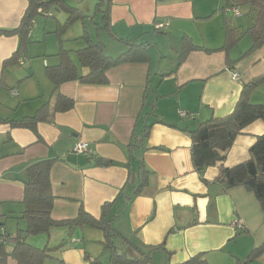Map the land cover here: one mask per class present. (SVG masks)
I'll return each mask as SVG.
<instances>
[{
  "label": "crops",
  "instance_id": "1",
  "mask_svg": "<svg viewBox=\"0 0 264 264\" xmlns=\"http://www.w3.org/2000/svg\"><path fill=\"white\" fill-rule=\"evenodd\" d=\"M28 7L29 0H0V29L18 28ZM241 12L244 17L226 10V0H111L112 34L107 33L113 44L111 55L128 50L124 41H135L148 47L150 62L109 70L107 86L74 81L57 92L46 68L60 63L58 53L52 55L53 64L45 53L42 63L27 64V57H22L4 65L19 50L21 40L17 35L0 36V223H4L0 232L12 239L25 232L27 223L16 217L24 210L26 170L32 162L52 160L53 220H74L81 207L99 220L103 206L111 204L109 218L117 233L143 253L160 248L149 264H187L196 256L207 264L247 261L264 244V213L245 188L224 192L215 183L218 167L208 168L206 183L202 180L191 157L192 139L185 132L213 116L231 114L243 86L264 75V47L243 56L252 45L248 37L228 54L221 50L227 26L241 34L253 23L254 11L241 8ZM158 21H167L169 27L157 31ZM45 33L33 25L28 50L41 43ZM184 37L202 50L191 51L177 67ZM74 64L80 74L89 73L79 65L78 56ZM58 95L72 99L74 108L55 113L52 122H39L36 131L12 126L11 122L36 116L46 104L52 114ZM250 101L264 105V84ZM147 126H152L150 137L129 156L133 133L141 137ZM262 135L263 121L248 126L229 150L225 167L247 162ZM80 141L89 143L90 156L73 152ZM98 159L114 165H98ZM141 160L152 175L149 185L134 196L141 181ZM235 221L243 222L244 233L237 232ZM122 237L114 240L117 250L129 259L140 258ZM26 242L53 249L45 264H94L95 260L111 264L104 233L98 229L55 228ZM13 247V242L7 244L9 252ZM9 264L16 263L9 260ZM246 264H264V252Z\"/></svg>",
  "mask_w": 264,
  "mask_h": 264
},
{
  "label": "trees",
  "instance_id": "2",
  "mask_svg": "<svg viewBox=\"0 0 264 264\" xmlns=\"http://www.w3.org/2000/svg\"><path fill=\"white\" fill-rule=\"evenodd\" d=\"M110 5L111 0H108L107 8H105L104 1L100 0L96 8V15L102 14L103 27H101V30L112 34L109 22ZM54 7L68 15L66 23L59 25L56 31L61 42L63 35L74 23L85 21L87 18L83 12L71 6L68 0H29V7L20 26L13 30L0 29V36L17 35L21 40L19 50L4 65L19 62L29 44V37L36 16L45 15L53 17L48 12ZM234 8H239L240 10L241 8H249L255 12V17L253 23L245 33L238 34L236 30L227 26L226 44L221 50L226 51L228 54L231 48L236 47L243 38L248 37L252 45L248 52L243 55L247 56L264 47V0H226V10ZM80 39L85 41L86 47L78 50L76 54L79 65L82 68L88 69L89 73L87 75L79 73L68 51L58 53L60 63L57 66L46 68V74L54 86V92H57L61 85L74 81H78L83 85L107 86L109 85L107 78L109 70L127 63L150 62L148 47L139 45L135 41H124L128 50L117 58H112L104 53L102 43H95L86 31ZM182 42L183 46L178 58L177 67L186 60L191 51L202 50V47L194 45L187 37H184ZM227 63L231 65L232 62L227 58ZM263 84L264 75L245 84L231 114L222 118H215L213 116L206 121L200 122L195 130L190 131L186 129L185 132L192 139L191 157L202 180L206 183L204 174L208 168L218 167L219 175L215 183L220 185L224 192L237 187L245 188L247 191L253 193L264 213V135L258 137L256 143L251 147L250 159L247 162L233 168L225 167L228 152L233 147L237 137L254 122H264V105L252 104L250 101L251 94ZM147 94H145L144 105H146ZM74 105L75 102L72 99L58 95L52 114H49V108L46 104L39 110L36 116L27 118L22 122H11V124L14 127L36 131V126L39 122H52L55 113L68 112L74 108ZM151 130L152 126H147L141 137L137 136L136 132L133 133L132 141L127 148L129 156H133L136 151L143 148L144 143L150 137ZM96 162L98 165L105 167L114 165L112 161L105 159H98ZM53 164L54 161L52 160H39L32 162L28 166L25 179L23 180L24 200L22 205L24 210L21 216L16 217L27 223V229L25 232H19L13 239L5 231L0 232V264H9V260L15 261L16 264H45L49 258H52L51 252H53V249L37 248L26 242V238L49 235L53 229L63 227L71 229L90 227L101 230L105 236V250L110 251L111 254V264H149L154 252L160 250V248H150L149 253H143L130 240L125 239L117 233L112 226L113 219L109 218L108 212L111 204L103 206V214L99 220L88 214L83 207L80 208L78 216L74 220H53L51 215L55 198L52 193L50 177ZM151 175L152 173L147 170L143 160H141V181L139 187L134 191V196L141 194L149 185ZM3 226L4 223H0V228H3ZM118 236L122 237L127 244L136 249L141 257L129 259L125 253L119 252L114 244V240ZM11 242L14 243V247L9 252L7 244ZM263 252L264 244L253 251L247 261L242 264L256 259ZM86 258L90 259L87 255ZM93 263L99 264L96 260ZM187 264H207V262L202 256H196Z\"/></svg>",
  "mask_w": 264,
  "mask_h": 264
},
{
  "label": "rangeland",
  "instance_id": "3",
  "mask_svg": "<svg viewBox=\"0 0 264 264\" xmlns=\"http://www.w3.org/2000/svg\"><path fill=\"white\" fill-rule=\"evenodd\" d=\"M100 0H82L79 2L78 0H68L69 4L73 6L74 8L79 9L81 12H83L84 15H86L85 21H79L74 23L68 30L66 34V40L60 41L58 35L55 33L58 30L59 25H64L66 21L68 20V15H66L63 11L52 8L48 13L52 14L53 17H47L45 15L41 16L38 15L35 18V21L33 23L34 27L36 25H39V28L41 32L45 30V34L43 36V39L41 40V43L31 45V49L28 50L29 44L26 48V52L23 55V57H27V64L32 61H40L42 63L43 56H45V53L47 54V60L51 61V64H53V59L55 57H52L53 54H57L63 51H68L69 56L71 60L74 63H77V56L76 53H73V50H78L81 48L86 47V43L84 40H77L74 41V38L81 37L84 32L86 31L87 34H89L90 38L95 43H102L104 46V53L108 56V54H113V44H111V39L109 34H107L106 31L101 30V27H103L102 23V14L96 15V8ZM104 4L107 5L108 0H103ZM242 13V12H241ZM243 15V14H242ZM235 16V15H234ZM244 17V15H243ZM246 17V16H245ZM49 32H54L55 34H48ZM45 38V39H44ZM72 39L71 41L67 39ZM64 39V37H63ZM78 43H81L80 45ZM112 58H117L120 55H111ZM178 63V60L177 62ZM156 66V62L154 63ZM87 244V242H86Z\"/></svg>",
  "mask_w": 264,
  "mask_h": 264
},
{
  "label": "built area",
  "instance_id": "4",
  "mask_svg": "<svg viewBox=\"0 0 264 264\" xmlns=\"http://www.w3.org/2000/svg\"><path fill=\"white\" fill-rule=\"evenodd\" d=\"M228 11L233 13L236 17L242 16L241 10L239 8L230 9ZM168 27H169L168 22L158 21L155 23V29L158 31L166 30ZM234 78L235 80H238V75L236 73L234 74ZM13 95L17 96L18 92L14 91ZM182 116H185V115L182 114ZM73 152L76 154L85 155V156H90L92 154L89 143H86L83 141H80L79 143L76 144V146L73 149ZM235 227L237 228L238 233H244L246 231L245 225L243 224L242 221H235Z\"/></svg>",
  "mask_w": 264,
  "mask_h": 264
},
{
  "label": "water",
  "instance_id": "5",
  "mask_svg": "<svg viewBox=\"0 0 264 264\" xmlns=\"http://www.w3.org/2000/svg\"><path fill=\"white\" fill-rule=\"evenodd\" d=\"M79 2H81L82 0H78Z\"/></svg>",
  "mask_w": 264,
  "mask_h": 264
}]
</instances>
